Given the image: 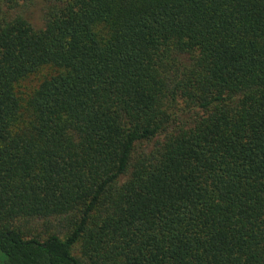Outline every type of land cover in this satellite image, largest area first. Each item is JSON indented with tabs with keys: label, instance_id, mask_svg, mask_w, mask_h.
<instances>
[{
	"label": "trees",
	"instance_id": "trees-1",
	"mask_svg": "<svg viewBox=\"0 0 264 264\" xmlns=\"http://www.w3.org/2000/svg\"><path fill=\"white\" fill-rule=\"evenodd\" d=\"M0 0V264H264V0Z\"/></svg>",
	"mask_w": 264,
	"mask_h": 264
},
{
	"label": "rangeland",
	"instance_id": "rangeland-1",
	"mask_svg": "<svg viewBox=\"0 0 264 264\" xmlns=\"http://www.w3.org/2000/svg\"><path fill=\"white\" fill-rule=\"evenodd\" d=\"M43 10L44 3L42 1H36L33 5L25 8L26 18L33 24L37 29L43 25Z\"/></svg>",
	"mask_w": 264,
	"mask_h": 264
}]
</instances>
